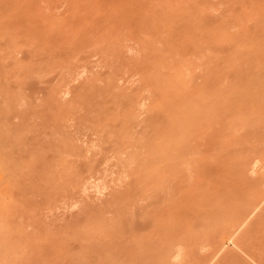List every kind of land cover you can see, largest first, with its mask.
<instances>
[{
	"label": "rangeland",
	"instance_id": "obj_1",
	"mask_svg": "<svg viewBox=\"0 0 264 264\" xmlns=\"http://www.w3.org/2000/svg\"><path fill=\"white\" fill-rule=\"evenodd\" d=\"M0 264H264V0H0Z\"/></svg>",
	"mask_w": 264,
	"mask_h": 264
},
{
	"label": "bare ground",
	"instance_id": "obj_2",
	"mask_svg": "<svg viewBox=\"0 0 264 264\" xmlns=\"http://www.w3.org/2000/svg\"><path fill=\"white\" fill-rule=\"evenodd\" d=\"M97 192V191H96Z\"/></svg>",
	"mask_w": 264,
	"mask_h": 264
}]
</instances>
